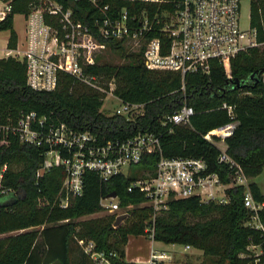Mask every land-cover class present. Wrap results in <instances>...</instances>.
<instances>
[{"label": "trees", "instance_id": "trees-1", "mask_svg": "<svg viewBox=\"0 0 264 264\" xmlns=\"http://www.w3.org/2000/svg\"><path fill=\"white\" fill-rule=\"evenodd\" d=\"M31 1L14 2L12 13L0 25V30L10 32L9 47H15L18 40L14 15L27 14ZM58 1L72 9L76 20L90 28L97 42L129 60L121 65L96 63L86 70L114 79L117 97L144 105V114L129 122L123 116L102 113L105 95L81 86L68 74L60 76L56 90L34 91L27 85L24 61L0 58V112L5 121L36 112L39 117L52 116L74 130H91L108 139L153 131L162 137L164 156L203 158L208 172L218 173L225 184L231 183L232 171L218 163V148L204 137L236 123L226 140L228 154L251 180L255 201L264 203V194L254 181L264 169V27L258 7L253 8L252 25L258 28V40L263 46L233 59L231 78L215 62L209 75L190 74L183 81L178 73L148 70L144 63L145 47L129 53L125 41L101 38L96 21L103 15L91 2ZM99 5L112 10L126 8L132 14H140L145 7L122 0H99ZM154 9L150 8L152 12ZM157 36L161 35L150 33L147 37ZM184 103L195 110L190 125L172 131L162 127L160 120ZM224 105L232 107V113ZM43 159L44 149L22 143L12 133L0 137V170L7 165L3 184L11 190L0 197V264H96L84 250L89 242L111 264H128L125 247L129 236H151V227L154 241L190 246L202 251L203 258L211 259L212 264H253L255 257L249 247L263 245L261 233L246 225L254 213L245 207L243 187L228 190L226 205L202 203L199 198L190 197L173 199L167 211L155 213L152 207L142 205L146 199L139 190H128L140 173L154 171L159 156L147 155L128 177L119 175L103 181L96 174L87 173L83 194L72 197L69 206L62 208L65 170L54 168L37 180L36 171ZM113 192L123 208L130 206L129 215L120 226L114 227L115 215L80 221L103 211L101 200ZM259 218L264 223V210Z\"/></svg>", "mask_w": 264, "mask_h": 264}, {"label": "built area", "instance_id": "built-area-1", "mask_svg": "<svg viewBox=\"0 0 264 264\" xmlns=\"http://www.w3.org/2000/svg\"><path fill=\"white\" fill-rule=\"evenodd\" d=\"M16 1L0 0V25L12 13ZM87 1L97 6L103 15L96 21L101 38L142 41L148 70L178 73L183 81L190 74L209 75L215 62L223 66L231 78L233 59L240 53L263 46L258 40V28L252 25V11L258 7L264 27V0H122L133 6L143 4L145 7L140 14H132L126 8L112 10L109 6L102 7L99 0ZM244 1L250 6L247 29H243L240 23ZM28 6L30 11L20 14L25 21L23 40L18 36L15 47L7 46L3 50L5 58L26 63L28 87L37 92H52L57 89L60 76L68 74L82 86L105 95L102 113L107 108V101L114 100L110 116H123L133 122L144 114V105L124 102L117 97L114 79L86 70L87 66L94 64L84 62L86 49L96 39L89 27L76 20L71 8L58 0H32ZM151 7H155L154 12ZM150 33L161 36L148 38ZM182 90L185 91L184 86ZM224 108L230 113L233 111L227 105ZM141 110L142 115L135 114ZM194 115V108L184 103L172 115L163 117L160 124L172 131L178 126H189ZM235 128L236 123H230L204 137L218 148V163L232 171L231 183L225 184L218 173L208 172V163L203 158L164 156L162 137L153 131H138L125 138L108 139L91 130H74L52 116L39 117L36 112L23 113L16 120L9 118L8 121L0 112V137L3 133H12L20 142L44 149V159L36 171L37 180L54 168H64L62 208L69 206L72 197L83 194L87 173H94L103 181L119 175L128 177L144 156L158 155L154 171L145 172L144 177H138L128 189L143 194L146 202L142 205L152 207L155 213L167 211L173 199L190 197H197L202 203L226 205L229 203L228 190L243 187L246 191L245 207L254 213L246 225L259 231L264 238V223L259 218L264 203L255 201L251 180L228 154L226 140ZM6 171L7 165L0 170V197L11 192L3 184ZM101 206L116 217L128 216L130 211V206H121L118 195L102 199ZM150 237L153 238V232ZM95 248V244L89 242L84 250L97 264H111ZM190 248L186 246V249ZM249 251L255 257L253 264H264L261 260L264 239L262 246H251ZM167 258L153 251L148 263L144 264H165Z\"/></svg>", "mask_w": 264, "mask_h": 264}, {"label": "rangeland", "instance_id": "rangeland-1", "mask_svg": "<svg viewBox=\"0 0 264 264\" xmlns=\"http://www.w3.org/2000/svg\"><path fill=\"white\" fill-rule=\"evenodd\" d=\"M249 16H250V6L249 3L247 1H244L241 5V27L243 29H247L249 27ZM14 29L16 31V33L19 35L20 39L23 40L24 36H25V21L22 15L17 14L14 17ZM9 38H10V32L9 31H2L0 30V58H5L3 50L8 46L9 43ZM124 47L125 49L129 52H140V50L144 47V43L142 41L137 42L135 41H131V42H125L124 43ZM127 59H125L124 57H122L119 53L111 51L105 44H100L99 42L96 41H92L88 48L86 49V53H85V57H84V62L89 65L90 63H98V64H111V65H121L123 63H126ZM81 85V84H80ZM82 86V85H81ZM117 102V101H116ZM120 102V101H119ZM106 103V100L105 102ZM115 103V101L113 100L112 102H108L107 101V108L104 111V113H106L107 115H112V109L114 108L113 104ZM118 103V102H117ZM136 115H142L143 111H138L137 113H135ZM139 177H144V173H140ZM255 183H257L261 189L262 192L264 193V169L262 174L257 177V179L255 180ZM107 215H111L109 214L107 211L103 210L97 214L91 215V216H85L82 217L80 219V221H88L91 219H98ZM149 231H152V227L149 229ZM152 233V232H151ZM147 238H150V236H147ZM148 243L145 244V249L146 250H150V243L149 241H147ZM161 245H165L164 247H168V248H175L177 250H182L183 246L180 245H168V244H164V243H160L159 244H155V249L157 250V252H160L159 248H163ZM148 252V251H147ZM192 263V262H191ZM97 264V263H96ZM192 264H212V260L211 259H205L200 258L197 261H193Z\"/></svg>", "mask_w": 264, "mask_h": 264}, {"label": "crops", "instance_id": "crops-1", "mask_svg": "<svg viewBox=\"0 0 264 264\" xmlns=\"http://www.w3.org/2000/svg\"><path fill=\"white\" fill-rule=\"evenodd\" d=\"M256 179L257 178H255L254 181ZM259 188L261 189L260 186H259ZM261 191H262V189H261ZM147 241H149V243H150V250L145 249V244L148 243ZM160 243L161 242H156L151 238H147L146 236H133V235L129 236L128 243L125 247V253H126L125 261H126V263H128V264L148 263V261L151 258L152 252L158 250V249L157 250L155 249V244L160 245ZM169 245H171V244H169ZM161 246L163 248H159L160 252H158V253L164 254L168 257L167 260H165V264H192L193 261L198 262V260L200 258H202V256H203L202 251L194 249L192 247L190 249H186V246H183L182 250H177L175 248L164 247L165 245H161ZM180 246H182V245H180Z\"/></svg>", "mask_w": 264, "mask_h": 264}, {"label": "water", "instance_id": "water-1", "mask_svg": "<svg viewBox=\"0 0 264 264\" xmlns=\"http://www.w3.org/2000/svg\"><path fill=\"white\" fill-rule=\"evenodd\" d=\"M116 197H117V193L113 192V193H111L107 198H116ZM127 217H128L127 215H121V216H118V217L116 218V222H115L114 227H118V226H120V225L124 222V220H125Z\"/></svg>", "mask_w": 264, "mask_h": 264}]
</instances>
